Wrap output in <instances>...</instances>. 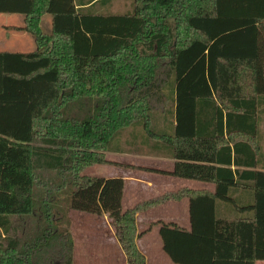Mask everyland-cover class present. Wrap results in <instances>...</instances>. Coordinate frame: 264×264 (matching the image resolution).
I'll return each mask as SVG.
<instances>
[{
    "label": "trees",
    "instance_id": "1",
    "mask_svg": "<svg viewBox=\"0 0 264 264\" xmlns=\"http://www.w3.org/2000/svg\"><path fill=\"white\" fill-rule=\"evenodd\" d=\"M92 1L0 0V12L24 14L16 29L36 45L0 50V264H75L71 209L107 213L127 264H146L137 213L184 197L191 229L149 225L173 261L264 260V0H129L96 12L108 0ZM126 137L165 147L171 174L215 192L180 188L124 209V178L86 168L109 163Z\"/></svg>",
    "mask_w": 264,
    "mask_h": 264
},
{
    "label": "crops",
    "instance_id": "2",
    "mask_svg": "<svg viewBox=\"0 0 264 264\" xmlns=\"http://www.w3.org/2000/svg\"><path fill=\"white\" fill-rule=\"evenodd\" d=\"M95 1L93 0L87 5ZM100 7L93 8V11H101ZM44 17H50L48 30H46L50 32L52 16L49 14ZM23 24L24 22L21 25ZM18 31L23 32L24 35L27 32ZM7 39L8 37L4 35L0 37V50L28 52L36 47L35 45L34 48H23L21 43H12ZM260 127L264 130V120L260 123ZM138 129L140 128L138 127ZM155 146L153 141L145 140L142 137H126L122 148L106 152L109 163L91 165L86 172L104 177H123L125 180L122 199L124 209L160 196L167 191L180 188L215 192V182L171 174L175 166V158L170 155L165 147ZM91 168L97 170L91 173ZM217 202L218 213L221 214L220 212L223 211L227 213L225 207L227 204L223 201ZM73 210L83 214L90 213ZM91 216L90 219L83 221L74 222L73 220L75 264H127L126 253L121 246L109 215L107 213H93ZM158 221L172 222L191 229L190 198L168 200L149 209L139 211L136 215L137 229L142 232L136 241L146 256V264H181L173 261L164 250L160 225L156 224L149 228L151 223ZM256 264H264V260H259Z\"/></svg>",
    "mask_w": 264,
    "mask_h": 264
},
{
    "label": "rangeland",
    "instance_id": "3",
    "mask_svg": "<svg viewBox=\"0 0 264 264\" xmlns=\"http://www.w3.org/2000/svg\"><path fill=\"white\" fill-rule=\"evenodd\" d=\"M105 7H102V6ZM130 5L129 0H108L102 4L97 3V7H100L99 9L105 10V11H117V10H124L127 9ZM49 14H47L48 16ZM50 17H43L42 25L44 30H48V21ZM24 22V14L22 13H5L0 12V37L2 35L8 37L7 41L9 42H17L21 43L23 48H34L35 42L32 34L29 32H25L24 35L23 32L16 30L17 26H20ZM19 41V42H18ZM88 168V167H87ZM86 168V170H87ZM90 169V168H89ZM97 169L91 168V173L96 171ZM47 177H52L55 175V172L49 171L45 173ZM64 194V193H63ZM61 196H65L64 195ZM76 210V209H75ZM74 210L71 209L68 212V216L70 218V230L73 231V220L75 221H83L84 219H90L93 215L90 213L83 214L78 212H73ZM34 219H32L30 216L23 219L19 224L16 226L15 233L18 236H23L25 232L29 231L32 226L34 225ZM73 234V233H72ZM76 236V235H75ZM74 237V236H73ZM75 252V249H74Z\"/></svg>",
    "mask_w": 264,
    "mask_h": 264
}]
</instances>
